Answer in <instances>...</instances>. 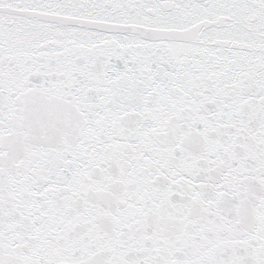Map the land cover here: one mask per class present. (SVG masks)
<instances>
[{
	"label": "snow or ice",
	"instance_id": "obj_1",
	"mask_svg": "<svg viewBox=\"0 0 264 264\" xmlns=\"http://www.w3.org/2000/svg\"><path fill=\"white\" fill-rule=\"evenodd\" d=\"M0 264H264V0H0Z\"/></svg>",
	"mask_w": 264,
	"mask_h": 264
}]
</instances>
